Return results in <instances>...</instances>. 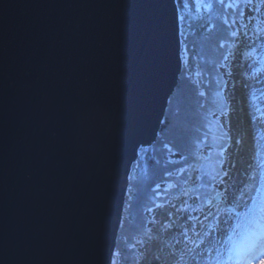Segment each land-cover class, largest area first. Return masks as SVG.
Returning a JSON list of instances; mask_svg holds the SVG:
<instances>
[{
    "label": "water",
    "instance_id": "obj_1",
    "mask_svg": "<svg viewBox=\"0 0 264 264\" xmlns=\"http://www.w3.org/2000/svg\"><path fill=\"white\" fill-rule=\"evenodd\" d=\"M180 38L175 0H0V264H109Z\"/></svg>",
    "mask_w": 264,
    "mask_h": 264
},
{
    "label": "snow or ice",
    "instance_id": "obj_2",
    "mask_svg": "<svg viewBox=\"0 0 264 264\" xmlns=\"http://www.w3.org/2000/svg\"><path fill=\"white\" fill-rule=\"evenodd\" d=\"M175 3L179 26L180 22L184 21L185 16L180 11L181 0H175ZM182 6L185 9L192 6L197 10L216 7L224 10L225 16L223 18V24L226 26L225 36L220 42L219 47L221 49L227 47L228 49L227 54L223 57L226 62L229 56L239 52L240 45L246 43L248 39L247 25L242 23L238 24L234 19L230 20L228 16L229 10L232 15H239L243 18L246 16L245 9H247L248 18L254 19L250 13L252 11L260 13L264 10V0H183ZM180 35L184 36L183 30H181ZM257 36H259V33H257ZM180 43L186 51L185 41L181 40ZM181 59H183V56ZM219 67L224 68L225 65L221 63ZM230 68L231 66L229 65ZM224 75L229 79L233 77L231 70L225 72ZM223 83L226 88L228 80H225ZM199 95L204 96L205 93L200 92ZM257 112H260V115L251 116V120L264 124V112H261L260 109H257ZM221 115L225 117L223 124L231 123L229 119L231 113L229 110L225 109ZM219 139L224 141L218 145L219 151L216 153L219 167L215 175L211 176V182L215 185L213 190L216 192V196L207 200L201 207L192 208L193 212L199 211L203 215V220L191 214L184 215L188 213V209L191 207L187 200L182 202L181 207H177L168 201L162 200L160 203L153 201V206H146L145 208V211L151 214L152 218L143 226L142 233L134 238V241L129 245L128 251L138 254V258L132 264H156L157 261H160V256H152L151 260L148 257L151 254L154 242H159L163 233H175L176 243L167 245V247L175 249L168 254L173 258L171 264H256V261H264V194H261L259 198L257 196H249L251 205H247V202H245L246 211L243 213L238 212L241 206L240 202L244 196L248 195V192L252 191L253 188H255L257 193L261 192V188L255 187L258 175L260 185L264 187V160L259 159L260 153L257 152L254 158L255 163L249 162L243 169L242 175L247 177L246 182L242 180L237 181L233 176V171L237 169L238 157L240 158V162H243L242 153L244 152L243 145L245 143V136L241 133L239 138L234 139L233 129L229 128L221 134ZM233 140L235 151H229L233 147ZM164 147L167 149L168 144H164ZM208 147L211 148V145ZM184 172H186L185 168L178 169V173L182 174ZM167 175L171 176L172 173L169 172ZM174 187H176L175 184L169 183L163 191L167 192ZM245 188H247V191H245ZM156 189H160L159 184L156 185ZM236 193H239V196ZM157 195H159V192H157ZM183 195L188 196V192L185 191ZM217 196L220 197L221 201L226 203L231 202L233 205L232 211L228 213L227 220L221 219L222 210L218 205L217 211H212V204ZM205 209H207L206 212ZM209 218L216 221L215 227L211 230L217 231L221 235V240L217 241L218 246L211 250L215 253V256L212 257L211 253H209L210 258L204 260V252L201 249L205 241L200 238L202 233L195 231V228L197 224L203 228L204 221L209 220ZM233 219L236 220L235 224L231 223ZM190 221H194V223L189 225L188 222ZM221 223L227 224L229 228H221ZM123 227L124 222L122 220L121 228ZM189 232L193 233L195 239L189 235ZM203 235L206 237L209 233H203ZM182 242L184 247L183 249H179L178 246ZM189 242L192 245L191 247H189ZM176 250L179 251V258H176ZM118 257L122 258L119 249L110 253L109 264H120ZM165 264H168V262L165 261Z\"/></svg>",
    "mask_w": 264,
    "mask_h": 264
},
{
    "label": "trees",
    "instance_id": "obj_3",
    "mask_svg": "<svg viewBox=\"0 0 264 264\" xmlns=\"http://www.w3.org/2000/svg\"><path fill=\"white\" fill-rule=\"evenodd\" d=\"M202 16L198 22H193L189 25V31L182 39L186 44L188 61L182 65L177 84L169 97L156 135V143L149 147L141 148L144 151V155L141 156L142 153L138 155L135 168H132L133 170L142 167L138 170H141L140 172H136L137 176L134 174L130 176L132 181L128 187V194L131 197L127 201L130 214L126 217V234L121 241H116L115 246V251L119 249L122 254V258L118 257L120 264H132V258L126 254V251H128L129 245L134 241V238L143 231L146 220V206H151L155 199H168L179 194L184 183L188 180L190 175L189 163L198 161L200 157L195 151L194 141L197 138L200 141L205 139V120L218 105V101L211 99V93L213 92L214 79L220 77L214 62L222 58L221 55L225 50L217 46V42L219 44L222 41V36L225 33V25L223 24L225 12L216 7L206 9ZM228 16L232 20L236 15H232L229 10ZM206 26L213 28V30L211 29L212 33L211 30L208 31L212 35L209 36L208 32L205 31L204 27ZM204 36L209 37L208 41L203 38ZM214 42L215 45H213ZM188 71L195 74L194 81H190L189 78L185 77L184 74ZM200 92H204L205 95L200 96ZM174 108H177L181 120H179L178 114H175ZM175 115L176 117H174ZM167 116L177 120L175 125L177 127H173L178 133L175 132L176 134H174V130L172 131V128L168 126L170 120H167ZM170 131H172L173 137L168 133ZM164 144H168L167 149ZM169 155L175 156L174 158H169ZM178 166L185 168L186 172L178 174L176 178L173 175H167V173L176 170ZM197 179L199 180L198 187L202 185L209 187L211 184V179L204 174H198ZM163 182L175 184L176 187L164 192L163 189L166 187L162 186ZM157 184L160 185L158 190L156 189ZM153 190L156 192H153ZM157 192H159V195H157ZM196 192L197 189H193L190 194H195ZM201 202H203L202 199Z\"/></svg>",
    "mask_w": 264,
    "mask_h": 264
},
{
    "label": "rangeland",
    "instance_id": "obj_4",
    "mask_svg": "<svg viewBox=\"0 0 264 264\" xmlns=\"http://www.w3.org/2000/svg\"><path fill=\"white\" fill-rule=\"evenodd\" d=\"M182 4H183V0H181L180 11H181V14H183L185 16V19H184V21L180 22L179 25H180V32H181V30H183L184 36H185V34L189 31V25L193 22H198V20H200L203 17L202 15L206 9L201 8V9L197 10L195 7H192V6L185 9V8H183ZM245 12H246L245 17L241 18L239 15H236L234 18H232V20L233 19L236 20L238 22V24L242 23V24L247 25L249 42L240 45L239 52H237L236 56L240 60L239 62H242L245 64V69L247 71L246 77H250V76H255V75L257 76L261 72H263V70H264V10H262L260 13H256L255 11H252L250 13V15L252 17H254V19L248 18V15H247L248 10L247 9H245ZM204 29L207 32L210 31L211 29L213 30V28L212 27L210 28V26L209 27L206 26V27H204ZM212 30H211V33H212ZM211 33L208 32L209 36L212 35ZM257 33H259V36H257ZM184 36H182V38H180V39L182 40L184 38ZM224 36H225V33L223 34L222 39L224 38ZM180 37H181V35H180ZM203 38H206V41H208L207 39L209 37L204 36ZM205 42H204V44H205ZM219 44L217 42L218 47H219ZM213 45H215V42ZM224 49L225 50L221 55L222 58L215 60L216 62H214V63L216 65L213 63L216 70L219 71L220 77H216V79H214V85L212 88L213 92L211 93L213 97L211 96V99L214 101H218V105L216 106L217 108L211 112L212 114H210V116L205 120L204 130H205V133L207 135L206 139L200 141L197 138L194 141L195 151L197 154L200 155V157H199L198 161H192L191 163H189L188 167L190 170V175H189L188 180H186V182L184 183V186L181 188L179 194L168 198V202H170L171 204H175V205L178 204V207H181L182 202L184 200H187L188 204L191 205V207L188 209V214H191V215H195V212L192 211V208L201 207L202 205H204L207 202V200L211 199L213 196H216V192L213 190L215 185L211 182L209 187H206L205 185L198 187L199 180L197 179V176H198V174H204L211 179V176L215 175V172H216L217 168L219 167V165L216 164V161L218 158L216 153L219 151L218 145L221 144L219 137L221 136L222 133L220 131H218V129H216V122L215 121L219 116H221V113H222L221 111H223V104H224L223 90L222 89L224 88L223 82L225 81V78H226L224 73L227 72L228 69H226V67H224V68L219 67V65L221 63H223L224 65L226 63L224 61L223 57L225 54H227L228 49H227V47H225ZM215 51H216V49H215ZM180 54H181V57L183 56V59H182V65H183L184 63H186L188 61V52H187V50L185 51L183 49L182 45H181V49H180ZM184 75H185V77L189 78L190 81L191 80L194 81V77H195L194 73L188 71V72H185ZM182 82H183V80H182ZM215 82H216V84H215ZM218 82H219V86H218ZM262 93H264V88L262 90ZM168 101H169V99H168ZM168 101H167V104H168ZM259 101L264 102V96L263 95H258L257 98L255 100H253L254 104L259 102ZM170 102H169V104L171 105ZM174 109L176 111L175 114L177 115L178 110H177V108H174ZM176 115L174 117H176ZM167 117H168L167 120H170L168 122V126H170L172 128V131L174 130L173 131L174 134L178 133V131L176 129H174L175 127H177V126H175L177 123V120L175 118H172L171 116H167ZM178 118H180L179 120H181V117L179 114H178ZM173 126H175V127H173ZM172 131H170L168 133L171 134L173 137L174 135H173ZM156 139L157 138L155 137L154 141L151 142L149 145L141 146L138 150V155H140V153H142L141 156H143L144 151H142L141 148L142 147H149L150 145L155 144ZM209 145H211V148L208 147ZM174 156L175 155H173V156L169 155L168 157L174 158ZM137 158H138V156H137ZM143 159H144V157H143ZM260 159L264 160V149L261 151ZM135 162L133 163V165L131 167L130 176H133V174L135 176H137L136 172L142 168V167L141 168L139 167L138 169L132 170L133 167L135 168ZM179 168L180 167L178 166L176 168V170L171 172L172 175L174 176V178H176V176L178 174H180V173H178ZM140 171H138V172H140ZM246 180L247 179H245L244 181L246 182ZM131 181H132V178H129L128 187H129V184H131ZM167 185H168L167 183H164V182L162 183L163 187H167ZM255 187L261 188V192L257 193L255 191V188H253L252 191L248 192V195L244 196L243 200L240 202L241 206L238 209L239 213H243L246 211L245 202H247V205H251V200H249V196H257L259 198V196L261 194H264V187H261V185H260L259 175L257 176V183H256ZM193 189L194 190L197 189L198 193L196 192V194L191 195L190 197L183 195V193L185 191H187L189 194ZM245 191H247V188H245ZM153 192H156V191L153 190ZM151 193H152V191H151ZM236 195L239 196V193H236ZM196 196H198L199 198L202 197L203 202L201 203L200 200L197 199ZM130 197H131V195L128 194V188H127V192H126V196H125V204L123 207L122 219H121V221L123 220V222H124V227L121 228V223H120L116 241H119V240L121 241L123 239L122 237L125 236V234H126V223H127L126 217L130 214V209H129V206L127 205V203H128L127 201L130 199ZM196 202L199 204L193 205ZM217 205L222 210L221 219L227 220L228 219V213L232 211L233 206H230L229 203H222V204L218 203V204L212 205V211L213 212L217 211ZM197 213H199V211ZM145 215H146L145 224H147V221L149 220L148 216H150V214L148 212H146ZM196 216L200 217V219L203 220V215H201V213L197 214ZM231 223L235 224L236 220L233 219L231 221ZM215 224H216V221L212 218H209V220L204 221V227L203 228H201V226L199 225L198 226V228L200 230L199 232L202 233L200 238L203 239V237H204L203 233L212 231L211 229L215 227ZM224 225H225L224 229L229 228V226L227 224H224ZM139 235H137L136 237H138ZM170 239H172L174 241V236H172ZM170 239H169V242L172 241ZM197 242H199V241H197ZM161 246L164 247V246H166V244L161 243ZM205 250H206V244H204L202 246L201 251L204 252V260H207L208 255L205 254ZM126 254H128V256L130 258H132L131 259L132 262L136 258H138V254H136L134 252L126 251ZM256 264H264V261H256Z\"/></svg>",
    "mask_w": 264,
    "mask_h": 264
},
{
    "label": "bare ground",
    "instance_id": "obj_5",
    "mask_svg": "<svg viewBox=\"0 0 264 264\" xmlns=\"http://www.w3.org/2000/svg\"><path fill=\"white\" fill-rule=\"evenodd\" d=\"M249 42L247 39L246 43ZM244 44V43H242ZM241 44V45H242ZM240 60L235 55L229 56L228 61L225 63L226 69L231 70L233 73V77L229 79L227 76L225 80H228L227 87L223 88V111L225 109L229 110L231 115L229 119L231 120L230 124H223V121L225 117L222 115L219 116L216 119V129L220 131L221 133L227 131L229 128L233 129V138H239V135L241 133L245 136V143L243 145L244 152L242 153L243 162H240V158H237V169L233 171V176L236 178L237 181H244L247 179L245 175H242L243 169L246 166L247 163H255V157L256 153L259 152L261 157V151L264 149V124H261L259 121L253 122L251 120V116H259L260 112H257V109H260L261 112H264V102L259 101L254 104L253 100L257 98L258 95H263L262 90L264 88V70L259 75L246 77L247 71L245 69V64L242 62H239ZM229 65L231 68L229 69ZM234 85V86H233ZM257 95V96H256ZM256 97V98H255ZM259 99V98H258ZM220 140V139H219ZM224 141L220 140V143H223ZM229 151H235L234 146V140H233V147L229 149ZM218 160V158H217ZM216 164L219 165L216 161ZM130 178V175H129ZM222 204L226 203L221 201L220 197H216V199L213 201L212 205L215 204ZM230 204V206H233L231 202H227ZM178 207V204H176ZM199 208V207H197ZM174 210V209H173ZM207 209H205V212ZM198 211L195 212L196 216ZM185 216L188 215V213L184 214ZM202 215V214H201ZM151 216V215H150ZM148 216L149 220L151 217ZM224 220V219H222ZM184 222V221H181ZM189 225L194 223V221L188 222ZM199 224L196 225L195 231H200L198 228ZM221 228H224L225 225L221 223ZM209 233L206 237H203V240L205 241L204 244H206V250L205 254L208 255L207 260L210 258L209 253H211V256L214 257L215 253L211 250L214 247H217V241L221 240V235L217 231H209L205 232ZM190 236H193V239H195L192 232H189ZM172 236H174V241L170 239ZM169 239L172 240L169 242ZM161 243H165L166 246L162 247ZM176 238L175 233H163L159 242H154L151 254L149 255L148 259L151 260L152 256H160L161 260L157 261L156 264H165V261L168 262V264H171L172 257H170L168 254L175 249H172L170 247H167L168 244H175ZM191 243L189 242V247H191ZM179 249H183L184 245L183 242L178 246ZM177 251V257L179 258V251Z\"/></svg>",
    "mask_w": 264,
    "mask_h": 264
}]
</instances>
